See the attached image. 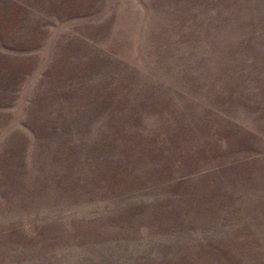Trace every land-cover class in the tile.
Listing matches in <instances>:
<instances>
[{
    "label": "rangeland",
    "instance_id": "rangeland-1",
    "mask_svg": "<svg viewBox=\"0 0 264 264\" xmlns=\"http://www.w3.org/2000/svg\"><path fill=\"white\" fill-rule=\"evenodd\" d=\"M0 264H264V0H0Z\"/></svg>",
    "mask_w": 264,
    "mask_h": 264
}]
</instances>
